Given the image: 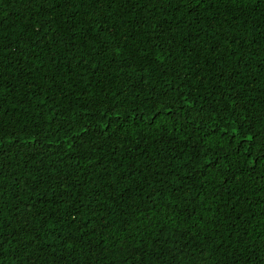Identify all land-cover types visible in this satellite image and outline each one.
Wrapping results in <instances>:
<instances>
[{
    "label": "trees",
    "instance_id": "obj_1",
    "mask_svg": "<svg viewBox=\"0 0 264 264\" xmlns=\"http://www.w3.org/2000/svg\"><path fill=\"white\" fill-rule=\"evenodd\" d=\"M0 44V264H264V2L0 0Z\"/></svg>",
    "mask_w": 264,
    "mask_h": 264
},
{
    "label": "snow or ice",
    "instance_id": "obj_2",
    "mask_svg": "<svg viewBox=\"0 0 264 264\" xmlns=\"http://www.w3.org/2000/svg\"><path fill=\"white\" fill-rule=\"evenodd\" d=\"M63 3L67 4L70 3L71 0H62ZM81 2H83V0H81ZM94 3L99 4L101 6H103L104 4H108L111 5L113 3L116 2V0H93ZM125 2H127V0H125ZM133 4L138 3L139 0H132ZM189 3H192L193 0H188ZM208 3L210 4H215L217 6L220 5H224V6H228V5H233V6H242L245 3V0H207ZM248 2H252V3H257V2H264V0H248ZM48 3V0H42V4H46ZM195 3L203 5L205 3V0H195ZM217 11H219V7L217 8ZM211 23L209 25V27H212V24H215L218 20L219 17L217 16L216 19H212L210 17ZM97 23H99V21H97ZM101 31H103V29H101ZM27 33H25L26 35ZM37 35H39V33H37ZM17 43V51H19V41L16 42ZM25 45L27 46V41L24 42ZM10 53L8 52V46L6 45H2L0 44V88L4 87V81H3V71L2 69L4 68L3 65V58L8 56ZM20 55H24L23 52L19 53ZM35 55L32 56V59H35ZM25 59H28V57H25ZM163 63V61H161V64ZM37 71H42V68L38 66ZM23 78V77H21ZM160 105L157 104L156 108L159 109ZM171 109L166 107L165 111H170ZM153 116H157L158 117V112L154 111L153 112ZM151 119V118H150ZM253 139L252 136L248 137V140L251 141ZM245 151L247 152V149H245ZM259 160H264V153L261 154V156L254 161V163H258ZM251 166V165H250Z\"/></svg>",
    "mask_w": 264,
    "mask_h": 264
}]
</instances>
